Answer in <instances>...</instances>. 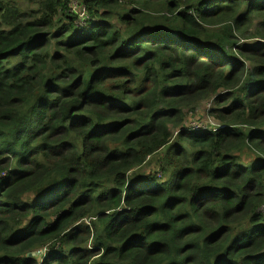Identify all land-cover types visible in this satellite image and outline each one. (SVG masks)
Listing matches in <instances>:
<instances>
[{"label": "trees", "instance_id": "16d2710c", "mask_svg": "<svg viewBox=\"0 0 264 264\" xmlns=\"http://www.w3.org/2000/svg\"><path fill=\"white\" fill-rule=\"evenodd\" d=\"M74 1L0 0V264H264V0Z\"/></svg>", "mask_w": 264, "mask_h": 264}, {"label": "rangeland", "instance_id": "374dc122", "mask_svg": "<svg viewBox=\"0 0 264 264\" xmlns=\"http://www.w3.org/2000/svg\"><path fill=\"white\" fill-rule=\"evenodd\" d=\"M73 6H74L73 10L75 8L79 9L80 4L78 3V0L74 1ZM76 13H74V15H77ZM87 19H82L80 15L79 17L76 16V22L77 21L80 22L81 25H86V23L88 22ZM254 40L253 39L245 40V42L252 43ZM213 106H214L213 100H208V101L200 103L195 109L187 111V115L185 118L186 129L195 128V129L210 130V128L213 127L214 124H218L219 122L209 114V110L213 108ZM176 135L177 133H175L174 135L175 138H176ZM142 169L144 172L150 173V172L155 171L157 167L155 164H152V165L146 164L145 166L142 167Z\"/></svg>", "mask_w": 264, "mask_h": 264}, {"label": "built area", "instance_id": "2783aa9c", "mask_svg": "<svg viewBox=\"0 0 264 264\" xmlns=\"http://www.w3.org/2000/svg\"><path fill=\"white\" fill-rule=\"evenodd\" d=\"M73 4H74V3H73ZM73 8H74V6L72 7V10H73ZM74 10H75V11H74ZM74 10H73L74 12L79 13V15H80V17H81L82 19H87V18H88L85 9L81 8V6L79 7V9H76V8H75ZM85 14H86V16H85ZM220 126H221L220 123H218V124H214L213 127L210 128V130H212V131H216Z\"/></svg>", "mask_w": 264, "mask_h": 264}]
</instances>
